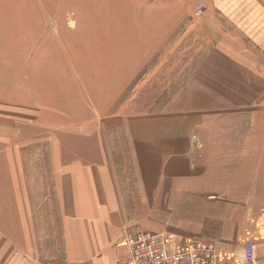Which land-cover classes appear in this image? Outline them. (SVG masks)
I'll list each match as a JSON object with an SVG mask.
<instances>
[{
    "label": "rangeland",
    "instance_id": "374dc122",
    "mask_svg": "<svg viewBox=\"0 0 264 264\" xmlns=\"http://www.w3.org/2000/svg\"><path fill=\"white\" fill-rule=\"evenodd\" d=\"M176 5L0 0V99L33 106L4 105L9 111L2 117L10 112L20 121L17 128V121L0 117V144L20 141L17 152L35 179L32 207L40 210L36 218L44 223L41 250L53 258L48 264L67 256L60 232L61 202L56 200L58 179L51 183L53 158L59 163L103 159L114 167L110 181L122 186L131 177L124 164L132 125L146 129L155 126L152 120L147 125L151 117H165L197 133L201 114L198 132L208 164L240 159L242 150L250 151V113L264 110V102H256L264 95V80L257 77L255 66L242 68L241 55L236 57L240 61L228 60L222 49L236 44L221 33L216 37L208 23L197 20L217 13L211 9L175 21L184 12ZM217 21L215 26L227 30ZM37 110L38 121L33 115ZM75 262L81 261L63 264Z\"/></svg>",
    "mask_w": 264,
    "mask_h": 264
},
{
    "label": "crops",
    "instance_id": "0c3cea01",
    "mask_svg": "<svg viewBox=\"0 0 264 264\" xmlns=\"http://www.w3.org/2000/svg\"><path fill=\"white\" fill-rule=\"evenodd\" d=\"M155 2L164 8L177 4L184 9L175 21L212 9L216 17L199 15L197 20L208 23L216 37L221 33L229 44H236L222 49L228 60L240 61L236 57L241 55L242 68L249 71L255 66L257 77L264 80V0H149L151 5ZM215 20L225 23L227 30L215 26ZM0 100V117L9 111L4 105L10 103L16 108L33 107L19 99ZM256 102H264V95ZM39 111L33 114L34 120H40ZM4 115L12 123L17 121L19 128V116ZM250 116L249 153L242 150L240 159L236 156L216 164H208L201 151L202 114L197 115V133L165 117L158 121L151 117L147 125L152 120L155 126L146 129L132 125L124 164L131 177L122 186L110 181L114 167L103 159L59 163L53 158L49 162L54 173L51 183L58 179L56 200L60 198V232L67 251L65 261L58 264L69 259L83 264L118 259L123 250L117 242L135 224L152 232L217 241L226 248H241L245 239L252 238L260 264H264V110ZM17 142L0 144V264H48L53 258L42 253L40 243L44 223L36 218L40 210L32 207L35 179L27 173ZM53 215L56 225L57 208Z\"/></svg>",
    "mask_w": 264,
    "mask_h": 264
},
{
    "label": "built area",
    "instance_id": "2783aa9c",
    "mask_svg": "<svg viewBox=\"0 0 264 264\" xmlns=\"http://www.w3.org/2000/svg\"><path fill=\"white\" fill-rule=\"evenodd\" d=\"M117 245L123 254L106 264H260L252 238L241 248H226L213 240L138 229L126 232Z\"/></svg>",
    "mask_w": 264,
    "mask_h": 264
}]
</instances>
